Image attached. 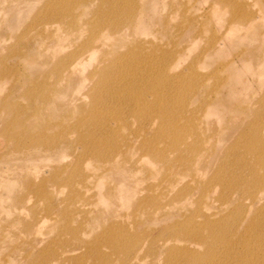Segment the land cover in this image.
Instances as JSON below:
<instances>
[{
	"label": "rangeland",
	"instance_id": "1",
	"mask_svg": "<svg viewBox=\"0 0 264 264\" xmlns=\"http://www.w3.org/2000/svg\"><path fill=\"white\" fill-rule=\"evenodd\" d=\"M70 1L0 0V264H75L66 256L77 257L81 246L65 254H60L61 249L81 238L90 241L96 234L111 240L103 230L111 223L116 230L122 227L119 233L132 235L136 249L122 251L120 243L112 252L103 243L100 259H94L96 252L93 256L83 251L80 264H264V200L258 203L264 189L250 184L256 177L264 179V166L253 155L254 133L264 144V0H133L132 12L139 16L136 26L126 22L117 33L110 31L101 40L103 49L86 58L84 66L60 77L49 72L52 62L73 47L69 44L77 45L87 36L93 11L100 4L95 0L92 7L85 0L66 7ZM122 3L126 6L127 0ZM71 17L75 22L67 23ZM68 32L73 33L67 39H58L57 34ZM131 47L140 54L120 65H141L137 70L146 68L151 83L163 90L164 118L154 119L152 128L157 135L155 152L133 153L129 148L107 154L98 148L96 160L81 156L82 148L78 150L76 144L72 153L64 152L62 146L42 151L50 142H42L39 149L27 142L24 152L12 149L11 133L18 128L21 135L30 133L17 124L26 109L33 124L31 133L56 138L54 145L86 131L89 121H105L102 135L95 130L101 143L115 144L139 133L143 120L127 112L128 119L122 120L111 93L107 101L115 107L97 108V92L102 90L98 77L82 79L96 67L110 68L112 60L125 56ZM160 68L163 80H157ZM135 87L141 98L149 97V85ZM127 98L132 99V94L124 93L121 101ZM6 100L26 109H11ZM87 102L89 114L80 108ZM102 112L112 120L103 118ZM81 118L83 123L75 126ZM179 127L190 130L189 145L174 148ZM192 146L197 151L188 160ZM75 160L82 172H94L96 178L88 181L83 197L89 199L87 209H80L68 223L59 213L74 210L78 203L65 201L68 188L53 189L48 172L54 165L72 166ZM29 176L34 186L49 177L44 183L49 201L28 193L18 208L15 199H20ZM187 186H192L189 193L171 191ZM195 213V219L203 213L215 214L211 229L206 228L195 245L197 259L192 263L171 247L172 241L163 243L173 239L170 229L187 225ZM90 220L87 231L81 230L78 223ZM174 220L176 224L167 228ZM70 226L80 230L78 239L67 232L61 236L60 230ZM53 243L54 253L49 248Z\"/></svg>",
	"mask_w": 264,
	"mask_h": 264
},
{
	"label": "bare ground",
	"instance_id": "2",
	"mask_svg": "<svg viewBox=\"0 0 264 264\" xmlns=\"http://www.w3.org/2000/svg\"><path fill=\"white\" fill-rule=\"evenodd\" d=\"M87 1L88 3H91L90 6L93 7L95 0H87ZM98 1H100V4H98L93 11L92 19L89 21V27H88L89 29H88L87 36L81 39L80 43L77 45L69 44L68 46H71V47L73 46L70 50L67 51L64 48L65 50L63 51H67V52L64 54V56L59 57L57 60H54L52 62V67L49 70L50 73H54L57 76H60V73L61 74L65 73V75L68 73H72L79 66L81 65L84 66L86 58H89L90 56L93 57L96 54V52L104 48L103 47L104 44L101 40L105 38L106 34H110L111 32L117 33L122 27V25L126 22H128L129 24L132 23L134 27L136 26L139 20V16L135 17L132 12L131 6L133 5V0H127L126 6L122 3L123 0H107V1L98 0ZM80 2H86V1L85 0H75V1L71 0L68 4H66V7H68L69 4L71 3L77 4ZM105 3L107 6L105 5ZM80 14H81V11L77 13V16ZM73 21L75 22L74 18L71 17L68 19L67 23L73 22ZM76 25H77V22H76ZM83 26L84 25H82V27ZM78 32L80 33V31ZM81 32H83V30ZM70 33L72 34L73 32H68L67 34L66 33L57 34V37L59 40L67 39ZM121 33H124V35L127 34L124 31H122ZM45 35L50 36L49 34H45ZM115 36H118V34H116ZM139 54L140 53H138V50L136 48L131 47L125 53V56L120 55L119 57L113 59L112 62L110 63V68H106L105 66L96 67L95 69L90 71L89 74H87L86 76L84 75L82 79L93 80L95 77H98L97 83L102 87V90H99L97 92V98H96L97 108H99L100 106L102 107L104 105L112 107V108L115 107L113 102L107 101V93H111L114 99V102L117 105L118 110L123 115L122 120H127L128 119L127 116H133L136 119L143 120L142 127L140 128V131L142 132L140 131L139 133L135 132L133 135L134 137H132L130 140L125 139L115 144L101 143L99 142V136L95 133V130H97L98 133L102 135L106 130L105 121L104 120L89 121L85 125L86 131L80 130L78 131L77 135L73 139H64L61 144L54 145L57 142L56 138L50 140V139H47L42 134L31 133L30 129H31V126H33V124L31 123L32 121L30 119V115L28 114V110L26 108H23L21 105H18V104L14 105L11 101L6 100L7 103L11 105L10 106L11 109L12 108L16 109V107H19L20 108L19 110L21 111L23 109H26L25 114L21 116L17 124L19 127H23L27 132H30V133H24L23 135H21L22 131L18 128L17 130H15V132L11 133L10 141L12 143L11 144L12 149L20 151V152H24L27 149V142H30L31 145H34L35 143L38 149L41 147L42 142H50V144L47 145L42 151L50 152L52 151L54 147L62 146V149L64 152L72 153L73 146L76 144L78 145V150L82 148V151L80 153L81 156L91 155L96 160L99 159L98 148L104 149V152L107 154L123 153L125 150H128L129 148H132L133 153L142 152V151L148 152V153L155 152L153 148V144H154V139H156L157 135L152 131V128L155 124L154 119L162 120L164 118L163 90L159 86L154 85V82L151 83L149 75L148 73H146L147 71L146 68H144L143 71L142 69L137 70L138 68L141 67V65L134 64L133 62L125 66L120 65L122 60L126 58H134ZM99 64H103V63H98V66ZM149 64L153 67L152 59L149 60ZM149 68L150 66H148V69ZM172 68H171V71H172ZM1 73L2 71H0V74ZM150 73L151 71L149 72V74ZM162 73H163V68H160L157 74V80L159 79L163 80ZM140 74L143 76L141 77ZM161 83H163V81H161ZM142 84H144V86L149 85L148 89L146 90V93L149 96L148 98H141L142 94L136 93L137 88L135 87V85H142ZM41 87H44V86H41ZM124 93L132 94L133 98L132 99L127 98L124 100L125 102H122L121 100L123 99ZM89 106H90V102H87V103H84L80 108L86 110L87 111L86 114H89L90 109H87ZM125 112L128 113L127 116L125 115ZM102 116L103 118L105 117V118L111 119L110 116L104 114L103 112H102ZM166 116H171V114L167 113ZM174 116L178 117V115H174ZM171 120H175L177 122V120L174 118H172ZM83 121H84V118L78 119L74 123V125L79 126L83 123ZM106 122L109 125H113L114 127H117L115 122L113 121L106 120ZM145 123H147L146 127L145 125H143ZM176 125L179 126V124H176ZM179 129L180 130L176 132L174 135V139H173V142H175L174 148L180 145H184V146L189 145V143L186 140V135L188 132H190V130H186V128L181 129V127H179ZM149 132H150V135L148 134ZM59 137L61 138L60 135ZM134 138L137 139L136 142H133ZM253 138H254L253 141L256 142L255 149H254L256 151L255 153H253V155L257 158L259 164L264 166V152H263L264 144L263 142L261 143L256 133H254ZM262 138L264 141V136H262ZM122 145H125V148H122ZM195 151H197V146L190 147V149L187 151L188 160L194 157L196 153ZM187 152L185 154H187ZM236 152H238V150ZM245 158L246 157H244V159ZM239 159L241 160V158ZM243 160L242 162H240L241 164L243 163ZM71 163H72V166H69V164H63L60 166L54 165L52 166L51 171L48 172L51 175L50 179L53 182V189L56 190V188L59 189V187H61V191H63L65 188H68L69 194L65 198V201H75L78 203L77 207L74 210L59 213V217L66 219L68 223H71L72 221H74L73 219L75 216L74 214L77 212H80V209L82 210L87 209L89 205V199H84L83 197L87 191L86 187H87L88 181L92 179L93 177L96 178L94 172H90V173L82 172L81 163H79L77 160L71 161ZM196 166L198 165L194 162V167L196 171L199 172V169ZM181 174L182 172L179 171L178 176ZM48 178L43 177L42 182H40L38 186H34L36 182L33 178L31 179L30 176L24 179V184L22 186L21 191L19 192L20 199L18 200V202H17V199H15L14 205H16L18 208L19 206L23 207L24 205L23 197L25 194H28V193H33V195L41 196L42 198H45L46 201H49V198L47 196L48 193H46L45 186H44L45 180H47ZM250 184L252 185V187L257 186L258 187L257 190H260L261 188L264 189L263 177H260V176L256 177L254 180H252V183ZM191 189H192V186H187L186 188H179L177 190L171 189V191H175L176 194H184V193H189ZM200 189L202 192L205 191V185L202 184ZM105 190L108 191V188ZM258 200L260 201L258 203H261L262 200H264V195L262 194V192L258 195ZM252 203L253 202L251 201L249 205L252 206ZM214 214L215 213L206 215L203 213L200 215L201 218H198V219L197 218L195 219L196 213L190 215L188 217V219H190V222L187 225L181 223L180 227H174L170 229V234L173 239H166L167 242H164L163 244L167 245L169 241H172L173 243L170 244L171 247L176 249V251L181 252V254L184 255L186 261L190 260L192 261V263L195 262V260L197 259V256L195 255L196 254L195 245L199 244L200 239H203L202 238L203 231L206 228L211 229L210 227L211 216H213ZM176 221L177 220L172 221L171 224L168 223L169 225L167 226V228H171L170 226L175 225ZM90 223H91V220L85 225H83L81 222H79L78 224H79V227H81V230H84L86 232L87 231L86 225H89ZM94 228L95 226H92V229ZM115 228L116 226L114 223H111L110 225L103 228L104 231H107L110 234V237H113L111 240H106L104 238H101L97 234L90 241L84 240L83 238H81L79 242H76L73 244L70 243L71 245L68 244V248L61 249L60 254H65V252L71 250L72 247L81 246L80 248H82V253L84 251L83 255H89L90 253L93 252V256H94V253L96 252L94 259H100L102 257V254L99 251V248L101 245H104V244L109 245V247L113 250L112 252H117L116 249H118V245L120 243H122L120 247L121 249H123L122 251L130 253L131 251L135 250L136 246H135L134 240L129 237L132 235L130 233L127 235V231H123L119 233L122 227L120 230L119 228L118 230H116ZM79 231H80L79 229H75L70 226V228L65 227L63 230H60V234L61 236H63V233L67 232L71 236H74L78 239ZM182 241H185L184 243L185 245L183 246H181L183 244ZM53 246H54V243L51 244L49 248H52L53 253H54L56 246L54 248ZM82 253L79 254L77 257L74 255L66 256V259L69 261H73L75 264H80L79 257H81ZM60 261H63V259L60 258Z\"/></svg>",
	"mask_w": 264,
	"mask_h": 264
}]
</instances>
